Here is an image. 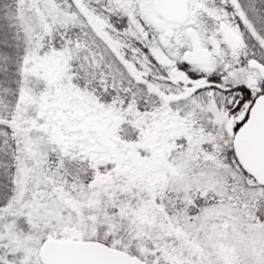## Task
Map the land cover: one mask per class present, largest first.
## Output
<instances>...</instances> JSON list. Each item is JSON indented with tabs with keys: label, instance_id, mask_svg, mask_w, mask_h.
Wrapping results in <instances>:
<instances>
[{
	"label": "snow or ice",
	"instance_id": "snow-or-ice-1",
	"mask_svg": "<svg viewBox=\"0 0 264 264\" xmlns=\"http://www.w3.org/2000/svg\"><path fill=\"white\" fill-rule=\"evenodd\" d=\"M0 264H264V0H0Z\"/></svg>",
	"mask_w": 264,
	"mask_h": 264
}]
</instances>
